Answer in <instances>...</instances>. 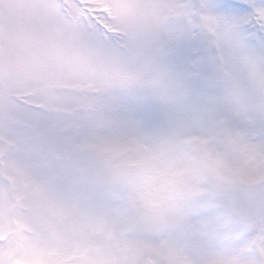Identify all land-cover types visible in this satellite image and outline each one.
<instances>
[{"label":"snow or ice","instance_id":"snow-or-ice-1","mask_svg":"<svg viewBox=\"0 0 264 264\" xmlns=\"http://www.w3.org/2000/svg\"><path fill=\"white\" fill-rule=\"evenodd\" d=\"M0 264H264V0H0Z\"/></svg>","mask_w":264,"mask_h":264}]
</instances>
